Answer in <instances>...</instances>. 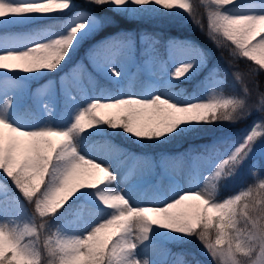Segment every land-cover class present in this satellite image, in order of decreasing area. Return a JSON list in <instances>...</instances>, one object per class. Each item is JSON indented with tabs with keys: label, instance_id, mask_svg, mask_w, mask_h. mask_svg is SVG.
Returning a JSON list of instances; mask_svg holds the SVG:
<instances>
[{
	"label": "snow or ice",
	"instance_id": "snow-or-ice-1",
	"mask_svg": "<svg viewBox=\"0 0 264 264\" xmlns=\"http://www.w3.org/2000/svg\"><path fill=\"white\" fill-rule=\"evenodd\" d=\"M195 3L206 17L194 0H0V264H188L168 246L193 238L214 264H264V93L250 102L245 79L264 73V0ZM145 16L195 25L228 52L232 71L192 41L150 33L94 44L95 76L73 64L117 17ZM49 74L58 79L37 93L62 97L63 112L57 119L45 101L29 121L25 85ZM197 77L193 91L182 87ZM254 111L248 127H222ZM208 134L184 153L165 151ZM245 169L252 183L224 195ZM153 173L167 187L137 202Z\"/></svg>",
	"mask_w": 264,
	"mask_h": 264
},
{
	"label": "rangeland",
	"instance_id": "rangeland-1",
	"mask_svg": "<svg viewBox=\"0 0 264 264\" xmlns=\"http://www.w3.org/2000/svg\"><path fill=\"white\" fill-rule=\"evenodd\" d=\"M79 2H80V0H78V3ZM240 2L246 4V3H250L251 0H240ZM201 4H202V0H201ZM174 11H179V10L178 9H174ZM203 14L206 16V10L204 11ZM133 18H136L135 19L136 21H145L149 25L151 24L153 26H158V29H162L164 27H172V26H175V24L178 23L177 20L168 19V18H154V17H149V16L133 17ZM205 21H206V19H205ZM112 24H113V22H112ZM16 31H24V29H17ZM124 33H131V34H133V35L138 37L140 34L147 33V32L137 31V30H119V31H117L116 33H114L113 35H111L109 37H116L117 34L123 35ZM157 33L159 35L161 34L159 31H157ZM109 37H107V38H109ZM105 39H106V37H104V40ZM175 39H177V38H175ZM203 39L205 41L209 42V40L206 38L205 35H203ZM177 40H186V39H177ZM99 41H100L99 39H94V37L91 40L86 41L84 43V45L78 51L76 57L74 58L73 64L82 63L88 69L89 72H93L92 66L89 63V59H88V51L94 44L98 43ZM162 42H164V41H162ZM228 72H231V71H228ZM93 75L95 76L96 74L93 72ZM49 78L58 79V76L56 74H49V77H45L44 79H40V80H37V81H30L29 83H27L25 85L26 92H25V95L23 97V101H24L23 113H24V118L25 119H27L29 121H33L36 118H41L44 114L42 112V109L40 108V104L45 102V101H47L49 103L55 101V108L53 109V111L56 113V118L57 119L62 114V112H63V98L62 97H53L51 92H49L48 95L45 96V95H43L44 90H41L40 93H37V89L40 88L41 85L47 84ZM197 78L200 79V77H197ZM228 79L231 80V77H229ZM245 79H246V83H247L249 89H251V91H252V96H251V101L250 102H255L258 99V96L253 93L251 81H247V77H245ZM97 80H98L99 83L103 84L106 87L110 86V85L107 84L106 81L100 80L99 77H97ZM191 82H193V81H191ZM193 86L196 87L195 84ZM182 87L188 92L193 91V90H188L186 88V86H184V84L182 85ZM78 89H79V86L77 85L76 87L73 88V91L79 97L80 92H79ZM136 91H139V89L137 88ZM89 94H91V89H89ZM101 114H103V112ZM258 117H259V113L254 111L253 115L250 116L247 121L241 122V123H243V125H239L237 128H232L231 131L238 132L239 130H242V129L248 127L251 124V122L253 120L257 119ZM233 126H235V125H233ZM97 151L98 152H103L104 149H103V147H99L97 149ZM185 151L186 150L181 151V152H179L177 154H174V155H178L180 153H184ZM155 154H157V153H155ZM249 176L250 175L248 173V170L245 169L241 173V175L237 178L236 183H235V187H231L228 190V192H225V193H230L232 191H235L236 188H238L240 185H242V181L245 178L249 177ZM176 178L179 179L180 183L183 184L185 187L188 186L187 177H186V175L184 173L177 174ZM2 180H3V178L0 177V181H2ZM168 183H169L168 179L165 178V177H162L158 173H153L151 175H145L142 178V181H141V191H147L148 195L150 196V198L147 201H144L143 199L140 198L137 202H140V203H148V202H150V200H151V191H152L153 187L155 185H160V186L167 187ZM8 187L12 188V185H11L10 182H8ZM121 187L123 188L124 185L122 184ZM13 191H14V189H13ZM16 194L18 196L20 195L19 193H16ZM20 198L23 201L22 196ZM24 204H25V207L27 209V214L28 215H32L33 214V207L31 205H28L26 201H24ZM168 247L171 249V252L173 253L172 248L175 247V245H169ZM202 255H203V257L205 259H208V257H209L206 254V252H204ZM152 258L153 259L158 258V250H155V253L152 255ZM174 258H175L174 256H169L168 260L172 261Z\"/></svg>",
	"mask_w": 264,
	"mask_h": 264
},
{
	"label": "trees",
	"instance_id": "trees-1",
	"mask_svg": "<svg viewBox=\"0 0 264 264\" xmlns=\"http://www.w3.org/2000/svg\"><path fill=\"white\" fill-rule=\"evenodd\" d=\"M194 8L198 14V18L206 17L203 13L205 8L203 6H198L194 0ZM136 18L133 17H117L113 24L108 27L104 32L99 33L95 36L94 39H99L100 41L104 40V37H109L116 33L119 30H137V31H144L151 34H156L162 41L168 40L169 38H177V39H186L190 40L201 47L205 48L207 51L211 53V62L218 63L222 70L232 71L230 64H232L231 57L229 56L227 51L218 50L210 41L207 42L203 39V33L197 28L195 25L188 23L184 24L183 22H179L172 27H164L162 29H158V26H153L147 24L145 21H136ZM205 25H206V21ZM159 31L161 34L157 33ZM99 41V42H100ZM98 42V43H99ZM96 43V44H98ZM241 69L244 68V62L240 61L238 65ZM247 81H251L253 93L257 95V90L259 93H264V73H260L256 76H246ZM199 78H196L191 83H186V86L189 89H192L194 84H197ZM226 93L228 89H225ZM239 125H243V123H239L235 126H228L223 125L222 127L225 129H232L237 128ZM212 134L201 136L200 138L196 139L195 141H190L189 143H176L173 145L168 146L165 149L166 152L169 154H176L178 152L188 150L192 143L195 144H204L207 143L211 139ZM128 148L134 151H139L136 149L134 145H127ZM157 152H153L155 154ZM252 179L251 177H247L242 181V184H251ZM234 192V191H232ZM231 193V192H230ZM230 193H224V195H228ZM173 254L175 253H183L185 259L187 260L188 264H214L211 258L205 259L203 257V253L205 252L201 246V244L193 238L192 242L183 246H176L172 248Z\"/></svg>",
	"mask_w": 264,
	"mask_h": 264
},
{
	"label": "bare ground",
	"instance_id": "bare-ground-1",
	"mask_svg": "<svg viewBox=\"0 0 264 264\" xmlns=\"http://www.w3.org/2000/svg\"><path fill=\"white\" fill-rule=\"evenodd\" d=\"M150 198V196L148 195L147 199H144L143 197H141V199H143L144 201H147ZM155 253V250L151 253V256Z\"/></svg>",
	"mask_w": 264,
	"mask_h": 264
}]
</instances>
